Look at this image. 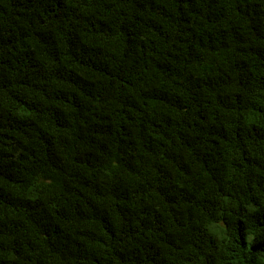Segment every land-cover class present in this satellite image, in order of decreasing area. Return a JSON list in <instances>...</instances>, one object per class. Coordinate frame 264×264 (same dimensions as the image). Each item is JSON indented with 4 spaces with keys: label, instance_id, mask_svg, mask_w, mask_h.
<instances>
[{
    "label": "trees",
    "instance_id": "trees-1",
    "mask_svg": "<svg viewBox=\"0 0 264 264\" xmlns=\"http://www.w3.org/2000/svg\"><path fill=\"white\" fill-rule=\"evenodd\" d=\"M0 264H264V0H0Z\"/></svg>",
    "mask_w": 264,
    "mask_h": 264
}]
</instances>
